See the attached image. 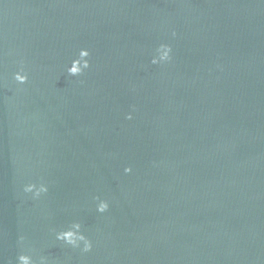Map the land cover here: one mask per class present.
Masks as SVG:
<instances>
[{
    "label": "water",
    "instance_id": "1",
    "mask_svg": "<svg viewBox=\"0 0 264 264\" xmlns=\"http://www.w3.org/2000/svg\"><path fill=\"white\" fill-rule=\"evenodd\" d=\"M22 258L264 264V0L169 1L0 91Z\"/></svg>",
    "mask_w": 264,
    "mask_h": 264
},
{
    "label": "clouds",
    "instance_id": "2",
    "mask_svg": "<svg viewBox=\"0 0 264 264\" xmlns=\"http://www.w3.org/2000/svg\"><path fill=\"white\" fill-rule=\"evenodd\" d=\"M18 79L23 80L24 78H22V77H18ZM106 208H107V205L105 204V205H103V206L101 207V211L105 210ZM81 238H82V237H81ZM70 242H74V241H71V240H70ZM89 247H90V245H89ZM22 259H24L25 264H28V259H27V258H22Z\"/></svg>",
    "mask_w": 264,
    "mask_h": 264
}]
</instances>
